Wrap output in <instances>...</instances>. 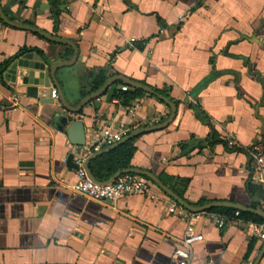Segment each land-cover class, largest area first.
Instances as JSON below:
<instances>
[{"label":"crops","instance_id":"1","mask_svg":"<svg viewBox=\"0 0 264 264\" xmlns=\"http://www.w3.org/2000/svg\"><path fill=\"white\" fill-rule=\"evenodd\" d=\"M0 4L13 22L76 45V62L56 72L72 107L94 93L99 71L106 83L123 76L153 91L169 87L177 113L166 128L133 139V169L184 181L183 200L194 207L227 202L253 209L255 202L253 210L264 211V162L251 154L260 147L264 157V87L250 72L264 79V0H69L59 6L58 23L50 0ZM3 23L0 65L23 49L42 52L31 53L48 65L74 57L68 45ZM6 73L0 82V264H179L173 254L187 220L168 215V207L179 204L161 189L157 204L144 196L99 203L72 191L77 159L107 149L102 129L114 127L122 140L164 124L171 107L143 91L123 105L115 91L136 88L118 81L72 113L52 97L58 92L51 79L48 89L19 86L6 81ZM196 104L229 148L250 156L222 144L183 154L180 146L192 137L210 135L191 107ZM74 121L84 124V146L69 141ZM204 213L210 212L193 213L204 240L192 247L189 264L256 262L264 242L249 225L220 229Z\"/></svg>","mask_w":264,"mask_h":264},{"label":"water","instance_id":"2","mask_svg":"<svg viewBox=\"0 0 264 264\" xmlns=\"http://www.w3.org/2000/svg\"><path fill=\"white\" fill-rule=\"evenodd\" d=\"M0 18L6 25H8L10 27L30 31L32 33L41 35L44 38L49 39L53 42L68 45V46L72 47L74 50V57L71 61H62V62H59L55 65L46 64V62H44L42 60V58L36 53H27V54L23 55L22 57H20L19 59L15 60L10 65V67L8 68L7 73L5 75V79L8 82L17 84L19 86H22V85L23 86H31V87L35 86V87L48 89L51 86L50 85L51 84L50 79H51V81L54 84V87L56 88V90L58 92L59 99L61 100L63 106L65 107L66 110H68L69 112H72V113L81 112L82 109L88 103H90L93 100L104 95L108 91V89L110 87H112L118 81H123L126 85L133 87V88H136V89H139L145 93H148L151 95H156L155 92L149 87H146L144 85L136 83V82H134L128 78H125L123 76H115L112 79H110L100 90H98L97 92H95L92 95L85 98L77 107H72L65 100L62 89H61V87H60V85L56 79V72L58 71V69H60L64 66L73 65L76 62L77 55H78V49H77L76 45L70 41L55 38V37L43 32V31H41L35 27L19 25L15 22L9 20L8 17L3 12L1 4H0ZM250 72L252 75L258 77V80L263 84V87H264V79H262L260 77V74L259 73H252L251 69H250ZM158 98L171 107L172 114H171V117L169 118V120L160 126L145 128V129H141L139 131H136L133 134L123 138L122 140H120L119 142L114 144L113 146H111L105 150L99 151V152L93 154L92 156H90L89 158H87V160L84 164V168H85V171L87 172L88 177L96 184H111L123 175H137V176H141V177L149 179L159 189H161L166 195L173 198L181 207L185 208L186 210H188L192 213H203V212L211 211V210L217 209V208H232V209H235V210H238L241 212L255 214V215L262 217L264 219V211H262V210H253V209L241 206V205H236V204L227 203V202H213V203H208V204L200 206V207L191 206L188 203H186L184 200L175 196V194L172 191H170L168 188H166L162 184L161 180L157 176L153 175L152 173L146 172V171H140V170H136V169L122 171V172L117 173L109 182H106V183L98 182L94 178V176L92 175V173L90 172V169H89V164L92 160H94V159H96V158H98V157H100L106 153L113 151L114 149L118 148L119 146L123 145L124 143L131 141L140 135H143V134L149 133V132H153V131L162 130V129L166 128L173 121V119L177 113V107L175 106L174 103L170 102L168 99H166L162 96H158ZM67 135H68L69 141L71 142L72 145L84 146L86 144L85 128H84L83 122H81V121H74L70 125V127L68 128ZM263 255H264V250L262 251L261 255L258 257V259L256 260V262L254 264H259Z\"/></svg>","mask_w":264,"mask_h":264},{"label":"built area","instance_id":"3","mask_svg":"<svg viewBox=\"0 0 264 264\" xmlns=\"http://www.w3.org/2000/svg\"><path fill=\"white\" fill-rule=\"evenodd\" d=\"M52 97L58 99L55 91L52 92ZM120 139L121 136L114 127L109 126L101 131V144L103 147L109 148ZM251 154L259 164H263L264 157L260 153V147L255 148ZM85 162L86 158H79L76 161L78 168L77 181L72 187V191L76 195L106 204H115L119 200L131 196H144L154 204L159 203L158 188L150 180L137 175H123L111 184H96L88 177L84 168ZM261 206L264 210V200ZM167 213L172 217L187 220L184 236L178 242L173 256L178 259L179 264H189L192 258V247L204 240V236L196 230L195 221L197 215L175 203L168 207ZM204 215L213 220L220 229H224L229 223H235L238 226L249 225L252 235L264 242V223L244 222L240 217V211H236L233 217H224L214 213H204Z\"/></svg>","mask_w":264,"mask_h":264},{"label":"trees","instance_id":"4","mask_svg":"<svg viewBox=\"0 0 264 264\" xmlns=\"http://www.w3.org/2000/svg\"><path fill=\"white\" fill-rule=\"evenodd\" d=\"M52 2L53 6V11H54V18L56 23L59 22V17H60V5H65L69 0H50ZM7 16V15H6ZM9 20H11L9 18ZM0 21L3 23V21L0 18ZM12 21V20H11ZM4 24V23H3ZM32 51L38 52L42 57H44L43 53L33 49H23L20 51L17 57L10 59L3 64L0 65V82L4 83V74L10 67V65L17 60L18 58L22 57L23 55L27 53H31ZM94 84L92 88V92H97L100 90L104 84L107 81V78L104 75L103 71H99L98 73L95 74L94 76ZM215 76L207 78L198 88L197 91H200L208 82L213 80ZM117 84H122L123 86H127L123 82L119 81ZM129 87V86H127ZM130 88V87H129ZM156 95L162 96L168 100H170L169 96V87H164L162 89H154ZM142 91L138 89H133L132 91H115V96L118 98L123 105H128L130 102L138 98L139 96L142 95ZM191 107L194 109L196 112V116L198 119H200L203 123L207 124L210 127V135L207 137L206 140H199L196 139L195 137H192L191 140L186 143L181 145V150L182 153L185 155L190 154L193 152L195 149H202L203 145H208L210 147L220 145L222 144L226 150L230 152H245L250 156V153L247 152L245 149L242 148H237V147H232L229 148V145L226 141L222 140L218 133L215 131V129L210 125V120L206 116V114L203 112L202 108L199 106V104L196 105H191ZM136 151V148L134 146V140L128 141L124 143L123 145L119 146L118 148L114 149L113 151L106 153L94 160H92L89 164V169L94 178L101 183H106L109 182L117 173L126 171V170H131L133 169L131 166V160ZM159 179L161 180L162 184L168 188L170 191H172L175 196L179 197L180 199L183 200V193L184 189L186 187V184L184 181L170 177L166 174H163L159 176ZM246 189L248 194L253 197V192L255 188L251 184L250 181H248L246 185ZM253 209H257L258 206L255 202L252 204ZM237 210L232 209V208H217L209 211L210 213H214L217 215H221L224 217H233L234 214L236 213ZM241 218H243L245 221H253L255 223H263L264 220L261 217H258L256 215L250 214V213H245L241 212L240 215ZM252 250V245H250L249 248V253Z\"/></svg>","mask_w":264,"mask_h":264}]
</instances>
